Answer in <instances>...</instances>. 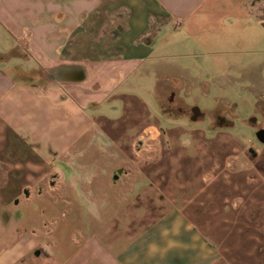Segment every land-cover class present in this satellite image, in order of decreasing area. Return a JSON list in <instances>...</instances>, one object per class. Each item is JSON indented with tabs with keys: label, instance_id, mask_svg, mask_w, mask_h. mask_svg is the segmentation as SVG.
<instances>
[{
	"label": "crops",
	"instance_id": "crops-1",
	"mask_svg": "<svg viewBox=\"0 0 264 264\" xmlns=\"http://www.w3.org/2000/svg\"><path fill=\"white\" fill-rule=\"evenodd\" d=\"M263 43L264 0H0V264H221L204 217L170 206L157 182L138 184L152 171H92L124 181L80 185L92 198L106 193L105 222L75 250L51 253L39 237L31 246L20 205L36 187L59 184L55 164L91 130L87 109L117 81L137 75L141 87L154 77L172 101L192 67L264 89ZM233 45L245 49H226ZM222 54L244 58L221 67ZM158 129L147 124L132 146H152Z\"/></svg>",
	"mask_w": 264,
	"mask_h": 264
},
{
	"label": "rangeland",
	"instance_id": "rangeland-1",
	"mask_svg": "<svg viewBox=\"0 0 264 264\" xmlns=\"http://www.w3.org/2000/svg\"><path fill=\"white\" fill-rule=\"evenodd\" d=\"M243 34L257 38L259 32ZM226 49L245 48L233 45ZM225 55L221 67L225 60L244 58ZM246 55L255 57L252 52ZM182 76L186 87L175 93L172 101L160 87L156 89L154 77L143 80L140 87L141 81L133 75L117 81L87 109L92 115L91 130L55 164L54 170L62 175L59 184L52 190L40 185L31 198L21 202L31 246L39 237L51 253L54 247L71 251L80 246L79 240L83 243L101 231L106 193L101 191L92 198L94 193L79 187L124 180L113 179L116 174L109 180L106 172L97 177L92 171H152V177L138 184L157 182L170 206L187 213L191 221L204 217L207 246L212 250L218 247L221 264L234 259L238 264H264V144L256 139L250 122L254 117L257 124L263 120L264 126V119L252 112L257 99L246 80L215 79L192 67ZM151 87L155 88L146 91ZM189 105L201 108L202 117L193 119ZM220 110L223 112H216ZM217 115L228 121L219 123ZM149 123L159 128L156 143L148 146L136 141L132 146L136 134ZM68 185L76 186V192L65 191ZM237 216L241 224H233ZM215 217H221L222 223Z\"/></svg>",
	"mask_w": 264,
	"mask_h": 264
},
{
	"label": "flooded vegetation",
	"instance_id": "flooded-vegetation-1",
	"mask_svg": "<svg viewBox=\"0 0 264 264\" xmlns=\"http://www.w3.org/2000/svg\"><path fill=\"white\" fill-rule=\"evenodd\" d=\"M262 85H263V83H262ZM250 90L252 92L251 94H253L256 97V99H257L256 102L254 103V105L252 106V112L255 115H259L262 119H264V89H261V87L259 89L257 87V85L256 86L252 85L251 88H250ZM189 112H190L191 117L193 119L201 118L202 115L204 114L203 112H201L199 110L198 106H196V105H189ZM216 112H223V111L220 110V111H216ZM216 117L218 118L219 123L224 124V123H226L228 121V119H226V121H225V118L223 116L217 115ZM229 122H231V121L229 120ZM250 122L252 124H254L253 126L255 128L254 131H255V137H256V139L259 142H261V143L264 144V126H263V120H262V122H260V124H257L256 118L251 117L250 118Z\"/></svg>",
	"mask_w": 264,
	"mask_h": 264
},
{
	"label": "built area",
	"instance_id": "built-area-1",
	"mask_svg": "<svg viewBox=\"0 0 264 264\" xmlns=\"http://www.w3.org/2000/svg\"><path fill=\"white\" fill-rule=\"evenodd\" d=\"M26 34H25V40H27V42L29 41L28 38H31V32L30 31H27L25 30Z\"/></svg>",
	"mask_w": 264,
	"mask_h": 264
}]
</instances>
